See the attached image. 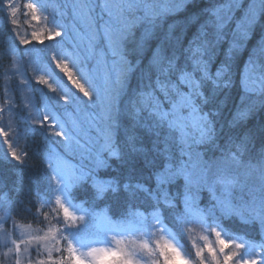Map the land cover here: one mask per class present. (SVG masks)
<instances>
[{
  "label": "snow or ice",
  "instance_id": "6c2138e0",
  "mask_svg": "<svg viewBox=\"0 0 264 264\" xmlns=\"http://www.w3.org/2000/svg\"><path fill=\"white\" fill-rule=\"evenodd\" d=\"M0 14V161L15 174L0 264H264V0H0ZM22 17L47 31L22 34ZM33 81L53 94L40 108ZM38 132L56 195L37 193V214L62 211L43 234L16 223L32 165L14 145ZM81 190L106 211L74 204ZM197 228L182 255L175 237Z\"/></svg>",
  "mask_w": 264,
  "mask_h": 264
},
{
  "label": "trees",
  "instance_id": "16d2710c",
  "mask_svg": "<svg viewBox=\"0 0 264 264\" xmlns=\"http://www.w3.org/2000/svg\"><path fill=\"white\" fill-rule=\"evenodd\" d=\"M0 18L2 19V14H0ZM9 26L6 23L2 24L0 28V62L2 65L7 63L4 54V39L10 35L8 31ZM255 43V40L251 41L247 49L242 51L235 60L234 63V71L237 79V87L233 89L231 93V101L230 103H238L239 102V88H238V80L239 73L241 72L244 63L248 57V54ZM41 137L39 135H27L26 139H23V143L21 145L22 149H25L29 152L31 159L29 160V164L31 167H26L23 169L24 175V189L23 192L18 197L19 200L22 201L19 205L18 210V218L16 219V223L20 225H28L34 226L37 222V206L34 202V197L37 193L41 196H45L49 194V182L47 176L44 174L45 169V158L42 151L41 145ZM22 142V141H21ZM111 172L102 173V176L107 177L112 175ZM15 180L14 170L7 164H4L0 161V184L6 185L7 189L10 190ZM11 195V192H9ZM89 193L86 190H81L76 198L73 199L74 204H79L82 207L89 208L91 206V210L97 213H103L106 211L105 202L97 201L93 203L91 200H88ZM87 200V203L84 201ZM167 223V222H166ZM168 227L171 229L172 225L168 224ZM233 229V231L237 234H242L243 232H249L253 237L256 236V229L254 227H245L240 223H231L229 225ZM175 235V229H172ZM175 239L179 244L183 246L186 245L184 235L183 238L180 236H176Z\"/></svg>",
  "mask_w": 264,
  "mask_h": 264
},
{
  "label": "rangeland",
  "instance_id": "374dc122",
  "mask_svg": "<svg viewBox=\"0 0 264 264\" xmlns=\"http://www.w3.org/2000/svg\"><path fill=\"white\" fill-rule=\"evenodd\" d=\"M21 3H23V0H21ZM2 19L0 18V28L2 27V24L4 23L5 24V19H4V16L2 14ZM57 19H59V17H57ZM47 31V28L46 26L44 25L43 22H41L40 24H36L34 22H31L30 20H25L23 17L21 18V23H20V31L22 32V34H27L29 37H30V34L32 31ZM59 39V38H57ZM45 43H55V41H45ZM37 47H42V45H39L37 44L36 45ZM23 47V46H21ZM31 47V46H29ZM0 65H2V63L0 62ZM55 67V65H53V68ZM58 72V70H56ZM61 76L63 74H60ZM51 83V81H50ZM65 83L68 87V89L71 90V92L75 93L76 95H80L82 96V94L78 93V91L75 89V87L71 84V82L67 81V78H65ZM43 93H47V95L51 96L53 95L51 92L48 91V88L47 86H44V85H36L35 82L33 81V89H32V98H33V104L35 105L36 108H40L41 107V95ZM20 98L18 97V100ZM0 102H2V100H0ZM24 126L21 125V128H23ZM29 136L32 135L31 133L28 134ZM37 135H39L42 139H41V145H42V151H43V154H44V158H45V164L47 165V158H46V154L44 152V141H45V137L43 136L42 133H37ZM3 137H0V154H2L4 151H6L8 149V145L7 144H3L2 141H3ZM9 139L11 140L12 137L10 136ZM48 140H56L58 138L56 137H48L47 138ZM22 141V142H21ZM23 143V138L20 139L15 145V149L20 152L22 150L21 148V145ZM70 159V162L73 163V164H78L80 163V160H79V157H75V158H72V157H69ZM48 179V182H49V188H50V191H49V194L45 195V196H51L53 201H54V197L56 195V192H55V181H49V178L47 177ZM36 206H37V209H38V203H36ZM57 209H58V206H56ZM43 211H47L49 213L48 215V219L45 220L43 215H38L37 214V222L36 224L33 226H28V225H23L24 227L26 228H29V230L31 231H34V232H39L40 234H43L44 231H47V228L50 227L51 225H54L55 224V219L54 217L56 215H59L61 218H62V211H57V212H53L51 208H48V209H44ZM97 213V212H96ZM97 214H103V213H97ZM20 225V224H19ZM184 239H185V242H186V245L183 244V246L181 245V249H182V255L186 254L187 252H190L192 251L191 249V245L193 242L197 243V244H202L204 243V241H202L200 239L201 235H203V233L201 232V230L199 228L195 229L191 234H188V233H184ZM164 238L167 239V234H164ZM159 240L161 243H163V240H161V234L160 233H157L155 238L153 239L152 243L155 244V242ZM176 240V239H175ZM177 242V240H176ZM209 242H214V236H210L209 238ZM178 243V242H177ZM111 247H115V244L112 243L110 244ZM157 255H159L157 253ZM160 260V264H163V258L160 257L159 258ZM107 264V262H106Z\"/></svg>",
  "mask_w": 264,
  "mask_h": 264
}]
</instances>
